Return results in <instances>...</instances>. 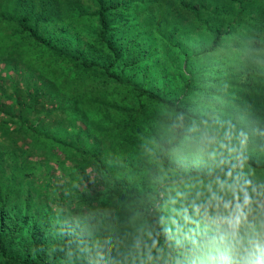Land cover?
Instances as JSON below:
<instances>
[{
    "label": "trees",
    "instance_id": "1",
    "mask_svg": "<svg viewBox=\"0 0 264 264\" xmlns=\"http://www.w3.org/2000/svg\"><path fill=\"white\" fill-rule=\"evenodd\" d=\"M231 7L0 0V264H186L217 177L249 182L242 231L261 229L264 24L245 11L236 36Z\"/></svg>",
    "mask_w": 264,
    "mask_h": 264
},
{
    "label": "clouds",
    "instance_id": "2",
    "mask_svg": "<svg viewBox=\"0 0 264 264\" xmlns=\"http://www.w3.org/2000/svg\"><path fill=\"white\" fill-rule=\"evenodd\" d=\"M227 177L232 178V173L228 172ZM217 190L214 191L212 184L207 187L210 193L208 205L212 206L213 211L209 214L205 207L204 216L210 220V225L214 227L215 234L209 236L203 242L197 240L195 236L189 237L184 234L185 239H176V246L184 250L186 254V264H264V223L261 224L262 232L258 237H253L242 231L247 224V214L244 208L252 203V198L247 191V184H241L240 178L236 177L229 182L228 179L217 177L214 181ZM231 193L232 199H226ZM241 194L243 203H240ZM200 193H197L199 196ZM233 200L235 204L233 205ZM214 202V204H213ZM201 205L193 202L191 208L194 216L201 215ZM184 220L196 224L200 227V222L192 219L188 215V209H184ZM175 229L166 227L164 236L167 241L173 239L174 232L179 236L183 232L182 226L176 220L172 221ZM207 229V226H206ZM148 238L152 240V248H156L158 240L152 238L148 233ZM188 240L190 247L185 245ZM163 251V249H157ZM151 249H149V253ZM180 264V261H177Z\"/></svg>",
    "mask_w": 264,
    "mask_h": 264
},
{
    "label": "rangeland",
    "instance_id": "3",
    "mask_svg": "<svg viewBox=\"0 0 264 264\" xmlns=\"http://www.w3.org/2000/svg\"><path fill=\"white\" fill-rule=\"evenodd\" d=\"M243 3H245V5L247 4L248 8L243 10L241 13L239 12V9H241V7L240 8H237V7H231L230 8L238 16L237 20H240L239 27L235 26L234 29L237 31L236 36L239 34V36H241L242 39L246 38L249 35L250 32H253V31L256 30V29L254 30L255 20L251 22L249 17L245 16V11L248 12V11L254 9L257 12V14L260 15V16L262 15V18H263L262 20L260 18L258 23H261L262 26L264 24V0H248V1L247 0H243ZM165 7L168 8L170 6H165ZM173 7L176 8V6H173ZM232 41H233V39L231 40V42L229 44L230 48L232 47V45H231ZM240 46H241V44H240ZM6 71H8V70H2L1 71V74H2L1 80L6 81V77H5ZM10 73H12L11 70H10ZM23 90H24L23 86H20V91H23ZM87 168H88V166H87ZM261 232H262V229L258 230V228H256L255 226H249L247 228V234L250 235V236H253V237H258Z\"/></svg>",
    "mask_w": 264,
    "mask_h": 264
}]
</instances>
